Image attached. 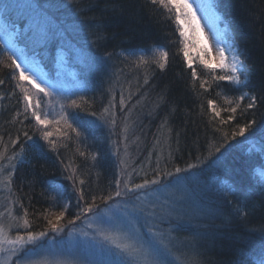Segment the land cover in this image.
<instances>
[{
	"label": "trees",
	"instance_id": "1",
	"mask_svg": "<svg viewBox=\"0 0 264 264\" xmlns=\"http://www.w3.org/2000/svg\"><path fill=\"white\" fill-rule=\"evenodd\" d=\"M30 5L32 11L27 9L30 15L27 12L26 16L24 13L19 16L14 10L7 17L14 22L21 19L25 45L39 53L46 68L57 73L61 50L73 47L80 55V64L87 70V78L93 77L96 82H101L96 84L95 98H91L97 103L88 111H81L83 115L80 116L82 120L98 126L96 145L112 147L118 141L121 123H126L119 105L123 94L124 109L130 107L133 113L129 124H133L131 131L135 130L134 143L140 144L136 151L137 163L154 173L158 148L161 150L163 141L167 139L170 145L168 153L172 154L169 166L188 169L189 165H196L192 169L201 173L200 181H205L206 189L209 187L201 189L205 191L204 202L216 199L218 205L213 207L217 208L215 212L219 213V219L210 221L207 228L210 234L206 241L208 246L201 252L202 263L260 264L264 259V0H217L222 23L230 30L241 59L251 69V77L247 87L219 82L218 86L213 85L207 91L200 88L199 79L192 77L174 16L170 18L162 6L152 5L149 0H31ZM36 19L38 23H34ZM28 22L33 25L32 29ZM101 34L105 39L97 40ZM157 46L168 51V61L163 70L156 65L143 69L127 68L117 57L122 50ZM108 53L110 57L106 55ZM8 63L6 48L0 38V79L5 81L0 85V136L4 142H8L9 136L14 139L18 130H26L32 136L28 141L20 135L24 150L14 161L17 167L13 190L29 210L32 230L40 231L46 227L43 214L58 209L49 197L53 185L56 186L54 193L58 185L70 188L71 195H74L68 200L72 208L67 219L76 214L73 182L67 179L71 169L66 171V165L72 163L77 175L86 181V190L97 194L104 191L105 195L114 186L112 181L111 187L105 188L106 179L114 180L116 169L107 166L106 173L96 174L100 186L93 188L91 180L94 178L80 172L84 161L86 164L89 160L81 157L72 143L71 148L58 145V152H53L40 139L33 127L34 121H24L21 125L18 121L23 119L22 116L14 120L15 112L23 109V98L16 87L18 81L12 79L13 70L7 67ZM194 67L201 78H206V70L202 66L197 64ZM243 92L257 97L256 107L243 115L238 109L236 119L223 126V131L229 133L228 140L224 141L222 133L214 132L213 125L209 123L207 101L212 99L218 106L227 107L226 99H235ZM129 93L132 94L131 99H128ZM133 94L140 95L141 99L137 105L131 106ZM113 96L116 104L113 111L117 118L114 134L109 125L95 117L89 119L92 116L88 115L89 112L99 115L109 104L106 101L111 98L112 101ZM162 102L165 110L163 120H167L163 133V121L158 120V103ZM247 103L245 99L241 108ZM221 115L226 119L228 114L222 112ZM252 119L256 124L244 137H231V131L237 124L243 125ZM158 136L161 137L160 145L156 142ZM37 144L43 146L42 155L37 151ZM218 146L220 151L216 152ZM13 152H20V144L9 145L7 154ZM152 152L154 158L151 157ZM219 181L227 183L233 194L226 197V189L216 183ZM237 204L245 208V217L234 215ZM227 217H231L230 223L225 222Z\"/></svg>",
	"mask_w": 264,
	"mask_h": 264
},
{
	"label": "snow or ice",
	"instance_id": "2",
	"mask_svg": "<svg viewBox=\"0 0 264 264\" xmlns=\"http://www.w3.org/2000/svg\"><path fill=\"white\" fill-rule=\"evenodd\" d=\"M152 5L162 6L170 14V18L174 16V22L181 37V43L183 44V53L187 66L191 69V75L194 79L200 80V88L207 91L212 88L213 85H219V82H228L231 85L247 87L250 77L251 69L246 64L245 60L241 59V53L238 46L230 44L228 47L222 46V42L217 40L215 51L216 56H213L212 48L207 43V37L203 36V28L201 26V17L198 16V12H203L205 15L211 13L215 19L219 22L222 21V16L218 11L217 0H201L197 5L195 0H149ZM11 7L5 4L3 0H0V8L5 11ZM15 27L14 23L12 25ZM105 37L101 34L97 37V40H103ZM95 42V41H94ZM196 49L198 63L206 70V78H201L195 67H193V58L189 54V46ZM202 45V46H200ZM158 52L159 59L156 60L157 67L163 70L166 67L168 53L162 48L154 47L153 49H127L122 50V54L127 59L130 56H137L141 63L147 64L146 54L149 52ZM231 51L232 55L229 57L226 53ZM8 65L13 70L12 79L17 80L16 87L19 88L23 98V109L17 110L13 117L16 120L19 117H23L18 122L24 125V121L30 123L34 121L33 127L36 132L39 133V137L42 141L46 142L49 150L58 152L57 143L52 139L53 133L49 131V127L56 125L57 131L62 132V138L80 140L84 135L82 128L85 127L86 121L76 113H69L68 108L85 110V105L90 107V103L85 97L80 96L78 99H70L67 103L60 104V112L56 117L51 116L50 111H46L43 106V101L47 97L53 95L51 87L46 82L40 81L38 74L33 68L27 65L22 66L18 63V57L13 53L6 50ZM108 57L110 53L106 54ZM139 66V65H137ZM18 73V75H16ZM243 77V79H241ZM19 81H27L31 87H24ZM5 83L0 79V85ZM148 83L147 79L144 81ZM43 85V86H42ZM43 94L41 96L40 94ZM14 94V93H13ZM131 93H129L128 99H131ZM2 99V97H0ZM248 100V103L241 108V103ZM257 97L250 95L247 92H243L235 99H226L225 104L227 107L218 106L212 99L207 101L208 110L210 113L209 123L213 125L214 132L222 133L224 141L229 138V133L223 131L224 125H229L236 119L238 109L240 114L247 110H251L256 107ZM139 103V101H137ZM119 105L121 111L126 107L125 98L121 94ZM116 107L115 98L110 103L103 107L102 112L98 115L96 112H89L88 115L95 117L97 120H101L103 123L109 125L114 130L116 127V115L113 109ZM129 112L131 109L128 110ZM227 113L225 119L221 113ZM218 120V123H217ZM63 124L61 129L59 125ZM167 124L165 120L161 127ZM256 124L255 119H252L243 125L237 124L231 131V137L235 139L238 136L244 137L250 129ZM124 132H127V127L124 128ZM23 135L26 140L31 141L32 136L29 135L26 130H18V134L13 139L9 136L8 142H4L3 137L0 136V184H3L9 192H12L13 178L16 172L15 161L24 150V145L20 143V135ZM74 134V135H73ZM86 139V137H85ZM262 140H264V130H262ZM125 151H127V136H124ZM157 144H161V140L157 139ZM164 143H167L165 139ZM20 144V152H13L11 155H7L9 145L15 146ZM170 147V145H168ZM37 151L40 155L43 154L42 145H36ZM216 152L220 151V147H216ZM79 155L86 160L91 159L93 163L98 159V153H85L77 149ZM264 151V149H262ZM119 149L117 148V154ZM171 154V153H170ZM7 163H3L4 161ZM63 163V161H61ZM123 164L124 162L121 161ZM196 165H189L188 169L195 168ZM71 172L67 179L71 180L73 189L76 194L77 212L72 219L67 220V224L62 223L65 220V214L71 207L70 202H66L63 206V210L58 213H45L43 219L46 222V227L40 231L32 230V222L29 219V210L24 206L19 197L10 200L9 206L5 211H0V264H47L46 261H37L31 259L29 254H37L38 243L46 238L49 232L62 233L68 225H75L76 221L84 218L88 219L91 214L92 219L88 223V227L92 228L95 225L94 233L91 236L92 240H95L97 236L108 245H103L99 251L98 259H88V254L85 253L84 264H175L176 257L173 253V238L171 232L165 233L163 231H157L154 229V223H170L171 212L169 209L167 215L164 214L161 205L159 211L157 205L153 203L149 209L146 210L144 206H138L133 202V196L135 200H146L148 193L147 189L151 186L161 184L159 177L171 176L186 172L188 169L175 168L173 172L162 171L159 168V160H157V168L154 169V175L152 179H143L140 183H133L131 180V174L127 173L123 168L117 174V178L114 179V189L107 192V194H97L91 190H86V181L81 179L77 175L76 169L73 168L70 162L66 165L65 170ZM135 171V169H133ZM6 173V176H5ZM139 174V173H137ZM146 175V174H145ZM123 186V190H122ZM144 193V195H140ZM233 194L232 189L229 187L224 191V195ZM112 202V203H110ZM229 203H232L229 201ZM12 205H18L22 209L21 215H14ZM101 205L104 207L102 208ZM113 205L119 211H113ZM234 215L238 217H245L247 212L244 207L239 204L236 205ZM7 216L8 223H5L4 218ZM50 216H54L50 218ZM141 217L144 218L145 224H140ZM226 223L231 222V217L225 219ZM108 225V228H105ZM147 226V232L142 231V228ZM13 229L15 232L13 233ZM84 235H89L84 233ZM54 243V242H53ZM96 255L95 252L92 253ZM181 264H201L198 259V254L193 252L190 256H187L181 260ZM251 264V262H249ZM260 264H264V259H261Z\"/></svg>",
	"mask_w": 264,
	"mask_h": 264
},
{
	"label": "rangeland",
	"instance_id": "3",
	"mask_svg": "<svg viewBox=\"0 0 264 264\" xmlns=\"http://www.w3.org/2000/svg\"><path fill=\"white\" fill-rule=\"evenodd\" d=\"M3 2L10 5L11 7H9L6 11L3 8H0L1 42L4 43L6 50L18 57V63H21L22 66H25V62H27V65L31 66L38 74L39 80L46 82L47 85L51 87L53 95L51 97L45 98L43 101L45 110L50 111L51 116L56 117L60 112L61 103H67L70 99H78L80 96L85 97V99L91 103L90 107L95 105L97 102H95L94 99V101H92L91 98H95L93 94L97 90L96 84H100L101 82H96L93 77L92 79L91 77L87 78L88 73L84 68V65L80 64L79 53L73 47H65L62 49L60 57L57 59L58 72L51 73L43 64L42 57H40L39 53L32 51L25 45L26 40L22 39L23 27L21 25V19L19 18L20 20H18V22H14L7 17V15H10V12H14V10L17 11L19 16L23 15V13L26 16L27 12L28 15H30V11H32L30 5L31 0H3ZM195 2L198 5L201 0H195ZM27 9L30 11H27ZM37 13L40 16L39 10H37ZM198 16L201 17L203 36L207 37V43L212 48L214 57L216 56L215 46L217 40L221 41L222 46L226 48L230 44L236 45L230 30L222 23V21L218 22L211 13L205 15L203 12H198ZM31 19L33 20V18ZM35 21L34 23L39 22L38 19ZM13 23L15 27L12 26ZM27 25L29 28H33V25L30 22H28ZM153 48L154 47L146 49L150 50ZM159 48L167 51L165 47ZM189 54L193 58V67L199 64L196 49L192 48L191 45L189 46ZM226 54L229 57L232 55L231 51H228ZM117 57L127 68L143 69L150 65L157 66L156 60L159 59V53L149 51L146 54V59L148 61L147 64L141 63L137 56H130L126 59L122 52H120ZM83 63L85 62L83 61ZM241 79H243V77H241ZM20 82L24 87H31L27 81ZM40 95L43 96L42 93ZM89 96L91 97L89 98ZM103 97L106 96L103 95ZM111 99H108L106 103H110ZM132 99L133 102L130 103V105L134 106L138 104L137 101H140L141 97L140 95L138 96L133 94ZM84 107V111H88L87 109L89 106L85 105ZM129 109L130 107H127L123 110L126 123L124 124L125 121L121 123L120 131L122 132H120V137L115 143V146L112 147L101 148L100 146L96 145L95 140H98V126L89 120H84L86 121L85 127L82 128L84 135L81 136L79 141L75 139L68 140L62 138V132L57 131L58 126L56 125H52L48 129L53 133L52 139L57 143V146L63 145L67 148H71L70 145L72 143L76 150L79 149L80 151H84L86 154H99L95 163H93V161L89 158L87 159L89 160L88 163L85 164L84 161V164L80 170L81 173H87L89 178H94L91 180L93 188L100 186L98 184L99 182H97L96 174L102 172L106 173L105 167L107 166H113L114 170L116 169L114 172L116 178L117 174L123 168L127 173L131 174V180L133 183H140L145 178H153L154 173L148 172V169L145 167L143 168V165L137 163L138 156L136 151L138 150V146L140 144L135 145L134 143L136 141L134 139L135 130L133 129L131 131L130 127L133 124H129L131 123L130 119H132L133 113L132 111L129 112ZM67 111L70 114L76 113L79 116L83 115L80 109L68 108ZM164 111L163 102L161 104L158 103V120H162L163 122L164 120L162 113ZM92 118L94 117H90L89 119ZM59 127L63 129L64 125L61 124ZM125 127H127L126 133L124 132ZM164 128L165 125L164 127H161V133H163L162 130ZM110 135L113 137V134ZM125 135L127 136V151H125ZM99 137H101V135ZM158 138L161 140L160 136H158ZM103 141L106 142L105 137ZM164 141V146L161 148V150L158 148L157 158L159 160V168L162 171L174 173L175 168L169 166L171 164L172 158V154L168 153V150H170V147L168 146L169 140H167V143H164ZM117 148L119 149L118 154L117 150H114ZM153 154L154 153L152 152V158L155 157ZM108 160H111L112 162L109 164ZM121 161L124 163L122 164ZM3 163L6 164L7 161L5 160ZM149 166H151V164ZM133 169H135V171H133ZM200 175L201 173L191 168L188 169V171L181 172L179 174L159 177V179H161V184L151 186L146 190L148 193L146 200L137 201L133 196V202L138 206H144L146 210L149 209L153 203L157 205L158 211L160 206L163 205V212L165 215H167L169 209L174 210L171 212L170 223L165 222L161 224L156 222L151 226H153L157 231H163L165 233L171 232V236L173 238V253L177 258L175 264H181V260L187 256H190L193 252L198 254V259L201 264H203L201 261V252L208 246L206 241L210 234L207 228L210 225V221L219 219V213L215 212V209L217 208L213 207L218 205L216 199L213 198L214 201L210 200L204 202L203 194L205 191L203 192L201 189L204 187V189L207 190L209 187L206 189L205 181H200ZM112 181L114 180L107 178L105 188L107 186L109 187ZM216 183L223 189L230 187L223 181ZM53 186L54 187L50 188L51 191L49 197L51 198V202L55 204V208L58 207V209L53 213H58L59 211L63 210L64 204L69 202L68 200H70L71 196L73 197L74 194L71 195V190L67 185H58L56 192L54 193L56 186ZM110 189L113 190L114 186ZM102 193H104V191ZM140 195H144V193H140ZM15 198L16 196L13 190V183L12 192H9L3 184H0V211H5L10 204V200ZM60 204L61 206L59 208ZM103 207L104 206L102 205V208ZM12 208L14 215L22 214L18 205H12ZM71 208L72 205L69 210ZM69 210L65 214V220L62 221L64 224H67V215ZM113 211L119 210L113 205ZM74 212H77L75 208ZM51 218L54 219V216H51ZM208 218L210 219L209 223ZM91 219L92 216H88L87 220L83 218L80 221H76L75 225H68L65 227L62 233L49 232L48 236L38 243L36 250L37 254H29L31 259L37 261H46L47 264H84V260L86 258L85 253L88 254V259L100 258L99 251L101 246L103 245L104 247H108V245L106 242L102 241L99 236H97L95 240L91 239V236L95 230V225H93L92 228L88 227V223L91 221ZM4 221L5 223H8L7 216H5ZM140 224H145L143 217L140 219ZM108 227V225H105V228ZM142 231L147 232V226L143 227ZM14 232L15 229H13V233ZM84 233H88L89 235L86 236ZM93 252H95L96 255H93Z\"/></svg>",
	"mask_w": 264,
	"mask_h": 264
},
{
	"label": "bare ground",
	"instance_id": "4",
	"mask_svg": "<svg viewBox=\"0 0 264 264\" xmlns=\"http://www.w3.org/2000/svg\"><path fill=\"white\" fill-rule=\"evenodd\" d=\"M4 44V43H3Z\"/></svg>",
	"mask_w": 264,
	"mask_h": 264
}]
</instances>
